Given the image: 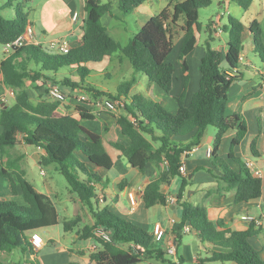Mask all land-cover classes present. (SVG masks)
Returning a JSON list of instances; mask_svg holds the SVG:
<instances>
[{
    "label": "trees",
    "instance_id": "trees-1",
    "mask_svg": "<svg viewBox=\"0 0 264 264\" xmlns=\"http://www.w3.org/2000/svg\"><path fill=\"white\" fill-rule=\"evenodd\" d=\"M29 1L6 0L0 6V44L3 46L25 32L29 16L26 4ZM115 1L121 15L125 16L148 0H86L82 41L73 46L69 53H49L41 45L29 43L17 46L1 61L3 82L14 92L13 105L0 108L1 152L23 144L44 150L42 164L56 165L55 169L64 175L71 191L77 193L94 218L93 224H83L81 215L62 222L65 232L76 230L79 239L91 240L97 245L95 251H90L92 261L97 264H142L154 260L177 264L167 257V249L159 243L154 233L121 217L108 206L101 205L97 186L103 182V178L99 169L109 170L114 163L102 136L82 124V120L96 119V116L84 105L70 106L65 103L66 99L50 98L48 92L51 85L57 84L71 91L84 89L96 99L107 97L109 101L123 100L124 113L117 117V123L121 133L130 139V144L125 146L114 142L112 145L142 174L149 167L157 172L144 189L145 206L167 205L170 199L164 187L169 186L175 177L182 176L175 201L182 209L178 231H184L189 226L190 231H196L203 243L213 246L207 248L200 262L264 264L261 251L250 240L259 234L260 229L256 224L251 223L245 230H231L224 228L221 220L213 223L208 218L205 205L183 199L192 178L190 174L182 175L180 172L185 151L198 146L207 128L214 126L217 131L210 159L222 173L219 179L224 188L235 190L236 202H249L263 195L264 178L254 176L245 162L232 152L229 158L239 164L237 170L220 155V144L227 130L237 129L232 147L241 141L247 131L241 114H227L230 86L242 79L239 67L244 48L245 23L232 14L228 15V22L224 25L228 35L225 51L214 48L209 40L205 44V55L199 65V87L188 102L190 77L187 58L198 45L201 30L199 10L210 5L211 0H170L167 6L152 15L133 34L128 44L113 38L102 23V17L110 12ZM231 1L245 10L254 2ZM6 7H14V17L8 18L2 13ZM181 18H184V35L178 71L168 57L175 45L171 27ZM211 26L212 21L208 26L210 30ZM249 29L255 51L264 61L260 23L253 20ZM118 53L129 59L133 72L129 79L116 87L115 92L85 83L92 73L88 64L101 63L105 59L111 61ZM64 68H69L71 76L58 77ZM72 69L76 70L75 75L79 80L72 78ZM235 69L237 72L230 76L228 70ZM139 73L145 74L150 82L168 95L174 91L177 80H182V90L175 96L179 106L177 112H170L160 102L142 93L130 95L131 89L139 82ZM28 81L35 88L46 86L47 96L34 101L28 92ZM62 109L64 113L60 111ZM188 136L191 138L186 140ZM6 165L0 164V174L10 180L14 197L21 195L22 202L19 203L16 198L0 199V253L27 251L32 260H20L14 264H41L36 257L37 249L26 234L57 226L60 213L52 197L38 191L26 178L24 169L15 166L13 160H8ZM98 228L109 233L110 241L96 235ZM182 235V232H177V243H180Z\"/></svg>",
    "mask_w": 264,
    "mask_h": 264
},
{
    "label": "crops",
    "instance_id": "crops-1",
    "mask_svg": "<svg viewBox=\"0 0 264 264\" xmlns=\"http://www.w3.org/2000/svg\"><path fill=\"white\" fill-rule=\"evenodd\" d=\"M47 2L54 3V6L55 4L57 6L62 4L66 7L67 12L61 16V19L57 18L51 23L52 26L49 24L50 18H46L44 12L39 16L38 22L40 21L41 23L40 28H37V21L35 19L34 21L29 19L35 28V45H42L45 42V40H42V37L49 32L55 35V37L49 39L47 43L52 39L64 37L69 40L72 47L81 44L84 32V19L86 17V0H47ZM169 2L170 0H148L146 4H144L142 10L146 14V17H144L146 18L145 21L140 20L139 13H141L140 9L142 7L140 6L134 11V19L126 22L125 19H122L123 16L120 13L118 2L115 1L110 12L103 16H108L110 18V20L107 21L108 25L105 26L113 38L116 40L124 38L126 40L124 44H128L133 37V34H135L152 15L159 13L165 6H167ZM255 2L256 0L252 3V7L250 6L251 8L249 7V9L246 10L250 11L247 19H241L246 26L244 35V45H246V48H243L242 52L244 60L240 63L239 67V71L242 73V79L234 81L230 86L229 100L227 104V114H241L246 123L247 131L241 141L232 147V142L237 136V129L227 130L224 133L220 144V155L223 158L228 159L229 164L236 170L239 169V164L235 160L229 158L231 152L234 156L240 158L244 162L253 160L256 162L258 168L264 173V70L257 66L254 59L249 57L250 51L257 54L252 34L249 29V24L253 20H257L260 23L264 42V0H262L263 5L259 4L260 10L258 11L253 9ZM227 3L229 2L218 0V5L220 7L227 8L225 7L227 6ZM56 10L57 9L54 8L52 9L53 18L56 17ZM75 12L79 13V18L76 20L73 18ZM259 15L261 16V19H259ZM183 25L184 18H181L176 25H172L171 27L174 44L181 43L183 39ZM222 26L224 30V25ZM211 31L212 30L208 28V35L210 36L214 35ZM201 34L202 33H198V45L187 58L189 64V71L187 73L190 77L187 97L188 102H190L194 92L197 91L200 81V75H197L196 71L192 72V65L190 64L189 59L198 51L200 58L198 63L195 64L197 68V65H200L201 59L205 55L204 44L208 42L207 38H210V36L207 38L202 37ZM215 35L218 44L214 48L225 51L227 48L228 35L225 38L218 30L215 31ZM201 38H204V40ZM5 57L6 56L0 58V65ZM108 62L109 59L103 61V63L107 64ZM224 67L227 68V63ZM72 72L74 74L72 78L74 77L73 79L79 80L76 79V70L72 69ZM228 72L230 73L229 70ZM63 75L69 76V70L68 74L67 72H61L58 74V77H62ZM144 80L145 82L139 80V82L131 89L130 95L142 93L155 101L161 102V104H163V106L170 112H177L179 106L175 96L179 95L182 90L181 79L177 80L175 89L171 95L166 94L158 85L150 82L148 78L145 77ZM27 86L28 92L34 101H38L46 95V86L35 88L33 87V84L31 83L30 85L29 82H27ZM13 103L14 96L11 95L10 88L3 82V75L0 69V108L2 106L9 107L13 105ZM85 107L88 108L87 106ZM88 109H90V107ZM99 110L101 111L94 113L96 119L82 120V124L102 136L104 146L111 155L114 163L113 167L109 170L99 169L100 175L103 178V182L97 186L98 196L99 198H102L101 205L108 206L123 218L135 222L155 235L162 233V238L159 243L165 250L169 246L175 244L176 255L172 256V259L177 262V264H188V261L189 264H202L200 259L206 255L207 248H213V246L203 243L198 237L196 231H186L185 229L184 231H178L182 209L175 203V201L181 185L182 176L175 177L169 186L164 187V191L168 194L170 199V202L167 205L146 207L143 201L144 189L157 175V172L153 167H149L147 172L142 174L137 168L128 165V161L122 156L121 151L112 145L114 142L122 143L125 146L130 144V139L121 133L120 127L117 123V117L124 112L117 109L108 110L105 108H99ZM60 111L64 113L63 109ZM208 128L202 142L196 146L195 150L184 158L187 174H190L192 181L186 187L183 199L193 204L205 205L208 218L216 224L221 220L224 224L223 227L227 229L245 230L254 222L260 231L258 235L251 237L250 240L251 243L261 251V255L264 258V188L261 197L250 200L249 202H236L235 190L224 188L219 179V176L222 174L221 171L214 167L210 157L207 155V151L212 149L217 131L211 132ZM1 133L2 127L0 126V134ZM190 138L191 136H188L185 139L189 140ZM17 149H20L19 152L14 151ZM44 153L43 149L26 144L8 149L4 153H2L0 149V164H2V166H7L6 164L8 160H13L15 166L25 170L26 178L31 181L29 177L34 169H38V171L44 175L47 174L41 166V156ZM43 184L46 187L45 189L34 185L38 191L52 197L55 192L54 187L48 182V180H45ZM130 193H133L134 202L130 199ZM15 198L10 180L0 174V199L12 200ZM16 200L19 203L22 202V196L19 195ZM61 202L62 201H59L60 205ZM82 205L84 214L89 220V222H86L83 218V223L93 224L94 218L91 212L87 206L83 203ZM56 206L59 211L58 204H56ZM62 208L67 211L69 206L68 204H63ZM244 215L251 216L253 219L245 220L243 219ZM63 221L64 220H61L60 217V223L57 225L58 228L63 229ZM75 231L65 232L63 229V235L61 234V236L64 237L65 243L58 247L59 249L57 251H59V255L61 253L66 255L69 254V259L75 260L72 262L73 264H97L90 259L89 247L93 244V241L90 240L89 245H82V243H79L78 245L80 239ZM177 232H182L183 234L180 243H177L176 241ZM34 236L40 237L37 232L32 235V238ZM189 237H191V239ZM186 238L189 240L185 241ZM50 241L54 242L55 239L50 237ZM189 241L192 242L190 243ZM74 244L75 246L71 247ZM68 245L70 246L68 247ZM48 264H53V261ZM56 264L61 263L59 261V263ZM142 264L162 263L148 260Z\"/></svg>",
    "mask_w": 264,
    "mask_h": 264
},
{
    "label": "rangeland",
    "instance_id": "rangeland-1",
    "mask_svg": "<svg viewBox=\"0 0 264 264\" xmlns=\"http://www.w3.org/2000/svg\"><path fill=\"white\" fill-rule=\"evenodd\" d=\"M5 2H6V0H0V6H3ZM144 4H146V3H144ZM144 4L140 5L142 7L140 9L141 13H139L140 14V16H139L140 20H142V21H145V19H146V18H144V17H146V14L144 13V11H142L144 8L143 7ZM259 4L263 5L262 0L261 1L256 0V2L253 5V9L256 11L260 10ZM225 7H227V8L220 7L218 5V0H211L210 5L203 7L199 10V22L201 25V30L199 33H202L201 36L205 37V38L210 36V35H208L209 23L211 21L213 22L215 20H219V18L221 17L220 18V25L213 26V24H212V26H211L212 33L214 35H212V37H210V38H207L213 47H215L218 44V40H217L216 35H215L216 30H218L220 32V34H222L225 38L227 36L226 32H223L224 30H223L222 25H225L228 22V15L229 14H232V15L237 16L238 18H240L242 20H245V19H247V16L250 12V11H246L245 9L241 8L235 2H232V1H229V3H227V6H225ZM53 8L57 9L55 18L52 17V9ZM253 9H252V11H253ZM26 10L28 11V15H30V17L28 16V20L31 19L34 21V19H35L37 21V24H36L37 28H40V26H41V23H40V21L38 22V20H39V16L41 14H43V12H44V15L46 18H50L49 19L50 26H52L51 23H53L57 18L61 19L62 18L61 16L67 12L66 7L63 6L62 4H59L58 6L55 4V6H54V3H48L47 0H30L26 4ZM2 13L8 18H12L15 16V9H14V7H6L4 9H2ZM134 16H135V13L133 12L132 14H129V15L128 14L125 16L123 15L122 19L123 20L125 19V21L128 22V20L134 19ZM52 18H53V20H52ZM259 19H261L260 15H259ZM108 20H110V18L108 16L103 17L102 23L107 26ZM216 24H218V23L216 22ZM38 31L40 32L39 29H38ZM53 37H55V35L51 34L50 32L42 37V40H45V42L41 45L43 50L46 52H49V53L63 54V53L59 52L58 50L51 48L48 45L47 41ZM201 39L204 40V38H201ZM118 41H120V43L123 44V43H125L126 40L124 38H121V40H118ZM205 46L206 45L204 44V47ZM244 48H246V45H244ZM180 49H181V43H176L174 45L169 57H168V60H170L171 62L174 63L175 68L178 71L180 70V59H179ZM249 54H250L249 57L256 61L257 66L259 68H261L262 70H264L263 61L261 60L258 53L256 54L253 51H250ZM6 55L7 54L5 53L4 46L2 44H0V58H3ZM199 58H200V54L197 51V53H195L189 59V62L192 65V72L196 71L197 75H200V70H199V66L197 65V68H196L195 64L198 63ZM223 65H225V62ZM88 66L90 69H92V73L87 77L85 83H92L96 87H98L99 89L110 90L111 92H115L116 87L119 86V84L121 82H123L124 80L129 79L132 75V72H133V68L131 66L129 59L126 56H124L123 54L121 55L119 53L114 55L113 59L111 61H109L108 64L103 63V62H101V63H90V64H88ZM68 69L69 68H64V70L62 72H67V74H68ZM63 76H65V75H63ZM138 77H139L140 81L145 82V80H144V78L146 77L145 74L139 73ZM76 79H79V77L77 76ZM28 82L31 85V82L30 81H28ZM60 86H61L60 88L62 90H64V92L66 93V96H67L65 103L70 105V106L85 105L88 108L90 107V110L93 113H98L101 111V110H99V108L102 109V108H105V106H107V104H106L108 101L107 97H100V98L96 99L89 92H87L84 89H77L75 91H71L70 88L64 87L62 85H60ZM117 110L123 111V107L120 106L117 108ZM208 129L211 132L216 131V128L214 126H209ZM19 150L20 149H17L14 151L19 152ZM41 166L43 167V169L45 170V172L47 174L44 175L40 171H38V169H34V171L31 172L29 178L31 179V181L36 186L41 187L43 189L46 188L45 185L43 184V182L45 180H48V182L54 187L55 192L52 196V199L54 200V202L56 204H58L61 220L73 219L77 215H81V217L84 218L86 222H89V220L86 218V216L84 214L83 205H82L81 201L79 200L77 193L71 191L70 186H69L66 178L64 177V175L55 169L56 165L55 164H50V165L41 164ZM59 201H62L61 205L59 204ZM63 204H68L69 208L67 209V211L62 208ZM83 224H85V223H83ZM62 226H63V224H62ZM36 232L38 233V235H40L41 239L44 242V245L41 248L37 249L35 252L36 257L41 264H48L52 261H53V264L59 263V261L61 264H70V262L75 261L74 259H69V257H68L69 254L66 255V254L61 253L59 255V251H57L59 249L58 247L61 245H64V243H65L64 237L61 236V234L63 235V229L55 226L51 229H40V230L28 232L26 234L27 239L29 241H32V235ZM68 235H69V233H68ZM50 237L55 239V241L54 242L50 241ZM189 238L191 239V237H189ZM186 240H189V239L186 238L185 241ZM89 241L90 240L80 239L78 242V245H79V243L80 244L82 243V245H86V244L89 245ZM189 242L191 243L192 241H189ZM69 246L70 245H68V247ZM74 246H75V244L72 245L71 247H74ZM23 254H24V256H22ZM65 256H66V258H65ZM172 256H175V255H171V254L167 255L168 258H172ZM20 260L21 261H24V260L31 261L32 258L29 255V252H27V251L21 252L20 250H15L11 254L10 253H0V264H14L15 262L20 261ZM187 263L189 264V261ZM162 264H167V263H162Z\"/></svg>",
    "mask_w": 264,
    "mask_h": 264
},
{
    "label": "built area",
    "instance_id": "built-area-1",
    "mask_svg": "<svg viewBox=\"0 0 264 264\" xmlns=\"http://www.w3.org/2000/svg\"><path fill=\"white\" fill-rule=\"evenodd\" d=\"M223 1L224 2H229L230 0H223ZM73 18H74V20L78 19L79 18V13L75 12L74 15H73ZM216 22L218 24H216ZM212 24H213V26L220 25V18H219V20L213 21ZM35 42H36V39H35V28H34L32 22L30 20H28V24H27L25 32L23 34L19 35L13 42H9V43L5 44L4 45V50H5V53L8 55V54H10L12 52V50L14 49V46H22V45L29 44V43L35 44ZM48 45L51 48L56 49V50H58L59 52H61L63 54L69 53L71 48H72V45L69 42V40L67 38H64V37H62V38L59 37V38H56V39H52L48 43ZM243 60H244V55L242 54L241 57H240V61L242 62ZM236 72H237V69H235L233 71H230L229 75L233 76ZM13 94H14V92L11 90V95H13ZM48 96L50 98L55 99V100L66 99L65 98L66 94L63 92V90L57 84H53V85H51L49 87ZM106 104H107V106H105V109L113 110V109H117L120 106H123L124 101L123 100H112V101L108 100ZM195 149H196V147H193L191 150L185 151L184 158L188 154H190L193 150H195ZM211 152H212V149H209L207 151V155L209 157L211 156ZM245 164H246V166L249 168V170L251 171V173L254 176L259 177V178H264L263 171L260 168H258V166H257L255 161L248 160V161L245 162ZM180 172H181L182 175H186L187 174V169H186V166H185V163H184V159H183V165L180 168ZM130 199L132 200V202H134L133 193H130ZM100 201H102L101 197H100ZM243 219L252 220L253 218L251 216L244 215ZM185 230L189 231L190 230L189 226H186ZM95 233L101 239H103L105 241H110L109 233L107 231L103 230L102 228H98L95 231ZM156 236H157V239L160 241V239L162 238V233H159ZM31 242H32L33 246L36 249L41 248L43 246V244H44V242L41 239V237H38V236H34L32 238ZM96 249H97V245L94 244V243L89 247L90 251H95ZM167 252L169 254H171V255H176V246H175V244L169 246L167 248Z\"/></svg>",
    "mask_w": 264,
    "mask_h": 264
},
{
    "label": "water",
    "instance_id": "water-1",
    "mask_svg": "<svg viewBox=\"0 0 264 264\" xmlns=\"http://www.w3.org/2000/svg\"><path fill=\"white\" fill-rule=\"evenodd\" d=\"M14 48L16 49V48H17V46H14ZM128 165L132 166V165H131V163H128Z\"/></svg>",
    "mask_w": 264,
    "mask_h": 264
}]
</instances>
